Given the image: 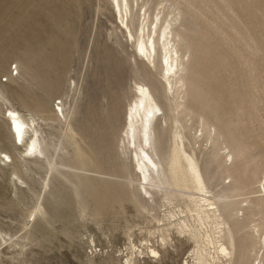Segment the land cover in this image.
I'll use <instances>...</instances> for the list:
<instances>
[{"label": "rangeland", "instance_id": "rangeland-1", "mask_svg": "<svg viewBox=\"0 0 264 264\" xmlns=\"http://www.w3.org/2000/svg\"><path fill=\"white\" fill-rule=\"evenodd\" d=\"M106 1L0 0V60H5L0 86L11 87V104L25 117L31 104L56 110L53 120L37 116L42 153L7 177L21 182L16 194L0 198V231L10 237L0 240V264H124L130 254L138 264L195 263L189 233L176 231L179 217L197 226L184 202H166L160 194L142 200L136 185L132 148L123 145L135 84L146 85L162 108L150 150L160 163L161 178H169L174 132L180 130L185 148L195 153L207 194L236 203L232 215L237 221L226 218L223 226L222 242L230 255L216 264H241L243 258L264 264V246L255 251L257 260L248 250L252 227H264V212L262 219L255 218L243 203L264 185V0H177L183 13L179 32L187 33L189 41L182 50L183 91L190 98L181 101L176 123L168 120L173 98L163 86L160 58L153 66L136 56L135 44ZM165 1L129 0L132 32L144 11L154 17ZM33 76L36 83L28 85ZM0 131L4 136L7 130ZM225 147L232 153V159H225L226 166L233 161L230 174L219 166L229 152ZM181 170L168 179L170 186L186 184ZM2 184L7 183L0 179ZM150 249L159 255L151 258Z\"/></svg>", "mask_w": 264, "mask_h": 264}, {"label": "bare ground", "instance_id": "bare-ground-1", "mask_svg": "<svg viewBox=\"0 0 264 264\" xmlns=\"http://www.w3.org/2000/svg\"><path fill=\"white\" fill-rule=\"evenodd\" d=\"M110 1H111L112 9L116 15V18H117V20H119L120 26L126 30V34H127L128 39L133 41V43L135 44L136 56L137 57L142 56L144 59H146V61L148 63L152 64L153 66L155 65L157 57L160 58V70H161V78L163 81V86H164L166 93L171 94V96L173 98V99H170V102L173 105H171L172 106V108L170 109L171 115H170V118L168 120H169V123H176L175 112L181 106H183L181 101L185 100L187 97H189V95L187 96V93L185 91H183L184 88L186 87L187 79H186V77H183V73H184V71H186V68H185V63L183 62V58H185V55H184V52L182 50V47H183L184 43H186V42L188 43L189 41H188V38H186V37H188V36H186L187 33L185 34V33L179 32L180 22H181V18H182V14H183V13L181 14L179 6H182V5L179 2H177V0H166L164 3L160 4V6L157 9V12L154 15V17L150 16V14L147 11H144L142 16H141L139 26L136 28L135 32L133 33L131 28L129 27V20L131 19V9L129 6V0H110ZM169 1H172L173 3L172 4L170 3V6L168 7L167 4L169 3ZM77 2H79V1H77ZM136 2H137V0H136ZM252 2L250 3L251 4L250 7L252 6ZM106 3H109V2L106 1ZM158 4L159 3H157V5ZM188 4L189 3H187L186 8L188 7ZM242 4H241V7H242ZM66 5H67V3H66ZM75 5H76V3H75ZM7 6L8 5H6V7ZM41 6L43 7L42 4H41ZM171 7H173V10L171 12H169ZM242 8H240L241 11H242ZM78 9H80V7H78ZM251 9H252V11L258 10V9H256V7H252ZM188 11L190 12V10H188ZM188 11H187V14H188ZM49 12L50 11H48V13ZM232 12H234V11H232ZM76 13H77V10H76ZM243 13H244V11H243ZM48 15H50V14H48ZM71 15H70V17H71ZM184 15H186V13ZM222 15H223V13H222ZM4 17H5V15H4ZM61 17H64V16H61ZM70 17H68V18H70ZM54 19H56V18L54 17ZM16 20H18V19L17 18L15 19V23H16ZM28 20L31 21L30 19H28ZM226 20H227V18H226ZM37 21H40V20H37ZM259 21L261 22L260 19H259ZM64 22L67 23V21H64ZM12 23H14V22L12 21ZM61 23H62V21H61ZM253 24H254V22H253ZM16 25L19 26V24H17V23H16ZM53 25H52V27H53ZM62 26H63V24H62ZM31 27H33V26H31ZM52 27H51V29H52ZM55 27H53V28H55ZM6 32H7V30H6ZM20 32H18V33H20ZM45 32H47V31L45 30ZM12 34L14 35V33H12ZM33 34H36V33H33ZM42 34H43V32H42ZM0 35L2 36V34H0ZM3 35H5V34H3ZM46 37H44V42H45ZM27 38H29V37H27ZM0 42H2V41H0ZM3 43H4V41H3ZM30 44H31V42H30ZM34 45H36V44H34ZM46 47H48V46H46ZM0 51H2V50L0 49ZM4 51H5V49H4ZM4 51H3V53H4ZM8 51H10V50H8ZM41 51H43L42 53H44V50H41ZM62 51H63V49H62ZM11 52H12V50H11ZM42 53H41V55H42ZM13 54H15V53H13ZM56 54H58V53H56ZM27 57H25V58H27ZM39 57H40V55H39ZM16 59H18V58H16ZM1 60H0V73L3 72L4 67H5V63H4L5 60H4V62H3V60L2 61ZM6 60H7V58H6ZM50 62H52V61L50 60ZM47 63H49V62H47ZM15 64H17V66L20 70L22 69L21 63L19 61H15ZM26 64H27V62H26ZM25 68H24L25 74L27 76L30 74V70L27 69L28 67H26V66H25ZM46 68H48V67H46ZM53 68H54V66H53ZM44 72H47V71H44ZM39 75L37 78L42 77V76L39 77ZM22 77H23V74H22ZM50 78H52L51 75H50ZM34 79H35L34 76H33V78L31 77V80L29 79L30 81L27 84L32 85L36 81V80L34 81ZM10 80L12 81L11 77H10ZM40 81H42V80H40ZM43 82H44V79H43ZM190 82L192 83L194 81L190 80ZM57 83L59 85V82H57ZM191 83H190V86L192 85ZM41 88L43 89V87H41ZM55 88H57V87H55ZM20 89H23V88H20ZM42 89H40V90H42ZM12 91L13 90H11V87H9V86H0V130H2L3 128H5L7 130L6 133L4 134V136L1 134V131H0V179H2L3 181H5L7 183L6 186H3V184H2V187H0V198H3V199L9 198L11 193L16 194V191L18 189V184H19V182H21L20 179H18L17 177L7 179V177H9L12 172H14V171H12L14 169V167H16V166H18L21 163H24L26 161H30L32 158H35V157H37V155L42 153V144H41L40 129H39L40 126H39V122H38L39 118L37 119V116L48 115L49 116L48 119L52 118V120H53L55 117L54 112H56L55 109L50 108V105H48V106L46 105L47 108L44 109L41 107V105L39 106V105L33 104L34 105L33 106L31 104L32 108L29 109L30 113H29V115H27L25 117L19 111L15 110L14 107L12 106L11 97H10L12 95ZM48 92H50L49 89H48ZM44 93H47V92H44ZM40 94L42 95L41 92H40ZM14 95H16V94H14ZM23 96H25V95H23ZM45 96L46 95L44 94L43 97H45ZM49 96L50 95H48V97ZM14 98L15 97H13L12 99H14ZM19 98H21V97H19ZM32 100L34 101V99H32ZM40 100H41V98H40ZM202 102H204V101L202 100ZM207 102L209 103L210 100ZM40 104H42V103H40ZM60 111H61V114L63 115L62 107H61ZM159 113H161L160 116H163V112H162V108H161L160 104L157 102V100L155 99L153 94L150 92L148 87L146 85H143V84H135L134 100L132 103H130L128 113H126L127 115H126V119H125V138L123 139V145H124L125 149L132 148V150H131V156H132L131 161L134 164V171H135L136 177H137L136 178V185L138 187L140 196H141L142 200H145V198H147L148 201H150V200H153L154 195L160 194L163 201H166V202H169L171 199L183 201L187 212L192 214L191 216H192L193 223H196L197 226H196V228H193L192 225L189 224V222L185 219V217H179L178 220L176 221V224H175L176 225V231L179 234L189 233V239L195 245V249L193 251L194 252L193 253L194 254L193 260L195 262L194 264H216V262L219 259L226 258L227 256L230 255L228 248L222 242V240H223V226H224L226 218L237 221V219L234 218L232 215V212H233V209H234L236 203H231L232 201L226 202V199H228V197H226V198H223V197L222 198H213L212 196H209L207 194L206 189H205V184H204L203 179H202L201 170L199 169L198 161L195 157V153H194V151L188 152L187 149L185 148V146L182 142L183 134L180 132V130H176L174 132L173 147L171 148L170 154H169V159H170V162H169V178L171 180L175 179L178 172L179 171L183 172L181 169L184 168L183 174L187 178V182H186V184H184L182 186H177V185L170 186L168 184L169 178L168 179H162L161 178L160 163L157 160H155L151 156V153H150L151 140H152L151 133L153 131V128L155 127V124H156L158 118H159V116H158ZM217 118H219V117H217ZM43 122H44V120H43ZM166 123H168V122H166ZM3 132H4V130H3ZM5 139H8L9 143L8 142L6 143ZM11 140H13V145H11V143H12ZM125 142H126V145H125ZM8 146L11 147V150H9L10 147L8 148ZM17 146L22 147L23 150H20L19 148H17ZM226 148L228 151L230 150L229 147H225L224 149H226ZM13 151L20 153V156L18 157V155L17 156L13 155V153H14ZM227 158L232 159V153L230 151L226 154V156H224V158H222V160H220L219 166L221 168H223V171L225 173L230 174L229 172H231L233 161H231V163L228 166H226L227 161L225 159H227ZM56 165H57V163L54 164V166H56ZM262 171H264V170H262ZM88 172L94 173L93 171H88ZM87 176H89L91 179H93V177H94L91 175H87ZM93 180H97V179H93ZM77 187H79V185H77ZM8 193L10 195H7ZM253 194H254L253 197L245 198L243 203H245V208H249V209L251 208L252 209V211L254 213V217L256 216L255 218H257V216H258L260 219H262L263 218L262 212H264V211H262V209H264V205H263L264 204V185L262 186V190H257L256 192H253ZM233 196H235V195H233ZM240 196L245 197V196H247V194L241 193ZM261 206H263L262 209L259 208ZM39 208H41V205H39ZM221 208H224L222 210V212H224L223 214L221 213ZM183 213H185V211H181V214H183ZM170 217L174 218V216H172V215ZM242 217H243V215H242ZM227 219H226V221H227ZM262 227H260L259 224L258 225L256 224V226H253L251 229L252 232L250 235V246H249L248 250L251 254L253 253L254 256H256L255 260H257V255H256L257 253L255 251L257 250V248H259V247L262 248V246H264V238H262L264 236V233H262L263 232ZM0 240L5 243L7 241H10V237H8V235H6L0 231ZM12 244H14V243H12ZM132 248H134V246H132ZM261 248H259V249H261ZM150 253L152 254L151 258H154V257L159 255L155 249H150ZM262 260H264V253L262 254ZM124 264H138V261H136L135 259H132V254H130L129 256L126 257ZM241 264H249V260L246 258H243V262Z\"/></svg>", "mask_w": 264, "mask_h": 264}]
</instances>
